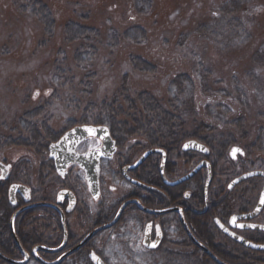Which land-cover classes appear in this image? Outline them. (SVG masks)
Returning a JSON list of instances; mask_svg holds the SVG:
<instances>
[{"label":"trees","instance_id":"trees-1","mask_svg":"<svg viewBox=\"0 0 264 264\" xmlns=\"http://www.w3.org/2000/svg\"><path fill=\"white\" fill-rule=\"evenodd\" d=\"M7 1L0 5L2 16ZM221 1L220 5L213 7L205 4L203 15L207 17L192 31L207 38L213 45L224 47L229 43L234 47L236 43L240 49V52L231 54L232 59L229 57L235 60L216 75L213 63L201 67L200 62L194 65L177 54V61L172 57L168 61L169 66H165L167 62L163 56L147 60L144 56L148 53L145 54L139 45L133 44L129 46L130 49L128 46L118 48L125 37L124 28H120L122 25L127 24L131 28L137 25L136 29L143 33L145 29L142 24L161 27L164 23L158 21L153 11L147 16L133 11L116 15L124 2L125 7L133 9L134 0H11L12 14H17L26 24L31 22L32 25L34 20L41 28L35 37L29 29L28 38L20 43L21 49L16 51L18 55H25L34 39L36 47L33 53L20 62L27 69V73L21 75L22 83L28 78L30 80L24 86L20 101L22 114L12 113L8 123L1 119L0 150L10 146L28 148L45 164L48 161L47 148L51 143L76 125L92 124L107 126L122 149L127 148L128 151L132 148L133 155L148 148H161L168 155L174 154L181 142L203 134L226 135L228 138L222 143L255 144L248 149L264 151V75L253 74L257 68L264 69V13L254 16L252 20L256 34L252 40L254 33L242 25L243 15L249 12V8L243 11L245 3L242 4V0ZM256 2L264 6V0ZM220 20L225 23L218 30L209 28V25ZM55 25L61 32L60 39L55 35ZM220 36L224 41H215ZM8 37L9 40H6L12 41L13 46L17 41L15 34L10 32ZM246 38L252 41L246 45L244 41H239ZM53 41H56L54 47L48 51L44 49ZM103 45L105 48L115 47L118 54L100 53ZM10 49L6 44L0 46V62L10 57ZM204 49L208 51L207 47ZM103 51L107 52L105 49ZM37 55L43 56L41 73L46 72L45 75L36 72L37 61L28 64L29 58H36ZM112 56L113 63L109 60ZM236 59L240 61L236 62ZM111 64V70L114 73L117 71L116 78L108 71ZM131 68L134 72L139 71L146 89H137L138 84L131 81V77H137V74L130 76ZM126 71L129 73L125 74ZM144 79L149 83L146 84ZM112 80H116L114 91L108 87L101 96L96 94L93 86L102 83L103 86L109 85ZM189 80L198 89L201 99L212 100L211 105L196 103ZM160 84H165L167 90L174 87V93L161 94L158 89ZM17 93L21 94V91ZM261 106L263 110L258 112ZM252 107H256L254 114L262 122L254 126L245 119V113L253 111ZM253 133L256 136L247 137ZM25 164L28 165L27 162ZM42 173L51 175L46 169ZM6 189L0 185V251L7 258L17 261L22 259V255L10 232L9 220L13 209L8 204ZM42 210L50 215L48 208ZM34 212L27 211L16 220L15 234L21 247L28 253L36 245L57 247L62 240L59 227L50 236V228L40 223L41 234H37L35 226L38 221L34 218ZM79 241L70 242L68 248ZM165 254L167 259L177 263V253L169 248ZM39 255L45 260L55 258V255L42 252ZM188 256L191 258V255Z\"/></svg>","mask_w":264,"mask_h":264},{"label":"flooded vegetation","instance_id":"flooded-vegetation-1","mask_svg":"<svg viewBox=\"0 0 264 264\" xmlns=\"http://www.w3.org/2000/svg\"><path fill=\"white\" fill-rule=\"evenodd\" d=\"M226 138H228L226 135L215 134L191 136L181 142L176 152L170 155L161 148H148L133 155L132 148L128 151L127 148L122 149L115 141L116 150L112 157L99 161V195L96 199L89 191L87 175L83 168L70 165L60 175L57 174L54 161L49 158L45 164L37 160L35 186L26 177L24 160H18L21 158L17 157L19 162L16 163L2 161L4 165L9 166V172L7 178L2 180L0 171V185L7 188L8 203V191L12 184H20L30 190L28 203H25L24 196L20 194H16L15 205L9 203L13 209L12 216L21 208L39 203L57 205L62 211L65 227L62 225L60 213L49 207L24 210L13 222L15 226L20 215L30 210L35 211L34 218L50 228V236L59 227L62 240L57 247L63 243L65 229L66 244L63 250L53 259L45 260L42 257L47 263L56 261L73 248H68V245L76 238L72 230L77 231L78 224V231L82 228L80 223L86 222L87 225L84 228V235L79 239L81 242L94 230L109 225L124 203L135 201L143 208L155 212L170 209L173 211L149 214L135 202L129 203L122 209L113 225L95 233L79 250H84L86 259L91 264L89 256L92 252L105 262L94 249L91 239H99L104 233L118 229L128 221L137 223L134 246L146 254L169 252L170 248L177 253L179 264H184L183 261L190 258L188 255H191L193 264H264V151L248 149L250 145L255 144L222 143ZM191 141L198 143L202 147L201 150L184 151V144ZM102 146L101 140L89 139L77 151L85 153ZM235 147L239 151L233 155L232 149ZM150 150H161L163 154H150L141 164L131 168ZM164 158L163 174L166 182L160 171ZM43 169L48 170L51 175L43 174ZM257 172L263 175L239 181L240 178ZM191 173L194 174L178 185L167 184L184 179ZM54 186L58 189L48 191ZM63 190L71 192L75 198L74 206L69 212L68 198H63L59 204L57 202V193ZM48 194H51L50 200ZM84 199L96 205V219L91 224H87L90 216L84 208ZM107 199H113L116 203L115 209L109 215H105L102 207H99ZM44 208L50 210V215L45 214L42 210ZM36 212L39 216H35Z\"/></svg>","mask_w":264,"mask_h":264},{"label":"rangeland","instance_id":"rangeland-1","mask_svg":"<svg viewBox=\"0 0 264 264\" xmlns=\"http://www.w3.org/2000/svg\"><path fill=\"white\" fill-rule=\"evenodd\" d=\"M120 1L122 2L124 0H120ZM154 1H159V2L156 3ZM229 1L231 2L236 0H229ZM3 2L4 0H0V5ZM241 2L242 4L245 3L243 7V11L249 8V12L247 13L248 15L246 13H244L243 15L245 17H243L242 19V25L245 26L244 28H247L249 32L254 33V35L251 37V39L254 40L256 34L255 31L253 30L255 24L254 22L252 23V20H254V16L261 15L262 13H264V6L256 2V0L255 1L242 0ZM207 3H209L210 6L213 7L214 5H220L222 1L221 0H134V4H133L134 8L133 9L131 8V10L125 7V2H124L123 5H121L120 9L118 8L116 15L118 16L121 14L124 15V13L126 12L133 11L135 13L137 12V14L140 16H147L151 14L150 11L151 12L153 11L156 14V16H158L157 17V19H159L158 21L164 23L161 27L157 26V24L156 25L142 24V26H144L145 29V32L143 31V33H141L140 30L136 29L138 28L137 25L132 28L127 24H124V26L122 25L120 28H124L125 37L124 40L120 42L118 48L120 47L125 48L127 46L129 47L133 44L135 46L139 45V47H142L145 54L148 53L146 54L147 56H144L147 58V60L151 59L150 61H152V59H156L163 56L164 57L163 60L167 62L165 66L166 65L169 66L168 61H170L172 57L173 59H176L175 61H177L178 58L177 54L182 56V58L184 57L183 59L181 58L182 60L191 61L194 63V65L200 62L201 67L204 64L213 63V65L215 66V74L219 75L221 72L220 70L223 69V67L225 66L227 67L229 63L235 60V59L230 60V58L231 59L233 58V55L231 54L240 52V49L236 47V43L234 44V47H232L231 44L229 43H227V45H225L224 47L222 46L220 47L218 44L213 45L212 43L208 42L207 38L205 37L202 38L196 35L194 32H192L194 31L195 27H197L198 24L200 25L201 23H204L203 21L207 16L206 14L203 15V9L205 4ZM209 4H207L208 7ZM11 7H12L11 0H8L5 14L3 16L0 14V18H1L0 46L6 44L11 48L10 57L6 58L3 63L0 62V121L3 120L2 122H4V120H6L5 121L6 123L9 122L8 118L12 116L11 115L12 113L16 112V114H22V110H20L21 107L20 101L23 97V90L25 89L24 86L30 80L28 78L25 83H22L21 80L23 76L21 75L26 74L27 69L24 68L23 64H21L20 62L24 61L26 57L28 56L30 57V54L33 53L36 47V43L34 42V39L31 42V47L28 53H26L25 55H23V53L18 55L19 52L16 53V51L21 49L20 43L22 41H26V38H28L29 29L32 31V33L34 32V37H35V35H37L36 33H38V31H40L39 29L41 28L35 24L34 20H33L34 23L32 25L31 22H28V24H26L24 20L18 18L17 14H12ZM223 23H225L224 20L223 21L220 20V22L217 21L214 24L209 25V28L217 29ZM55 26H56L54 30L55 35L57 36V38L60 39L61 32L60 30H57L58 29L57 25ZM83 31L86 32L85 30ZM188 31H190L188 35H185ZM10 32H13V34H15L17 40L13 46H12V41H7L9 40L8 36L10 35ZM213 37L214 36L212 35V38ZM251 39L246 38V39H241V40L238 39V40L244 41V44L245 43L247 44L249 41H252ZM217 40L224 41V38L223 36L222 37L220 36V38H215V41ZM57 42L59 43V41ZM54 45H56V41H53L44 49L48 51L52 47H54ZM206 47L208 49L207 52L204 49ZM102 49L107 50V52L101 50L100 53L103 52V54L105 53L113 54L116 52L115 47H111V46L109 48H105L103 45ZM112 58H109V60L113 63L114 56H112ZM124 58L125 55L122 57V59ZM34 60L37 61V65L35 67L36 72L41 73V70L43 69L42 66H44L42 62L43 56L37 55L36 58H29L28 64ZM236 60H237L236 62L240 61V59H236ZM111 67L112 64L108 67V71L111 72L110 75L113 74L114 77L116 78L117 77L116 75H118L116 73L117 71H115L114 73V71L111 70ZM132 68H131L132 74H130V76H134L137 74V77H131V79L133 78L131 81H135V83L138 84L136 85L137 87H139L137 89L140 90L146 89L145 88L146 85H142L143 79L141 78L139 71L135 70L134 72ZM227 70L228 69H225L224 71ZM124 73L128 74L129 72L126 71ZM41 74L45 75L46 72ZM253 74L264 75V69L257 68L256 71H253ZM115 81H113L112 84L109 83V85L106 84L103 86L104 83H102L99 86L97 85L93 86L95 87L94 90L96 94L101 96L102 94H104L105 90L108 87H110L111 90L114 91V89L116 88ZM144 82L146 84L149 83L147 79H144ZM188 83L190 90L192 91V87L194 89V97L198 105H202L204 103L206 105L212 104L211 99L208 98L205 99L203 97L201 99V97H199L198 94L199 91L191 80H189ZM132 86H135V84H133ZM166 87L167 86L165 84L159 85L158 89H160V91L162 92L161 94L166 95L167 92L169 94L174 93V87L168 90ZM18 90L21 91V94L17 93ZM255 108L252 107L253 111L245 113V119L247 123L253 126L257 123H262L259 119L256 118L254 114ZM262 110L263 107L261 106L259 107L258 112ZM249 136L250 138H253L256 135H254L253 133V134H249ZM24 151H27L28 153H25ZM17 157L21 158L18 160H24L25 162L28 163V165L25 166L26 177H28L27 179L30 181V183L33 186H35L34 178L36 179L37 177V172L35 170V167L38 163L37 160L39 157H37L32 150H29L28 148H24V147L10 146L0 150V162L7 160L8 162L16 163L19 162L17 160ZM52 189L57 190L58 188L54 186L53 188L51 187L48 191H51ZM48 196H50L49 198L50 200L51 194H48ZM105 201L106 202H104L99 207L100 208L102 207L103 210L102 212L105 215L107 214L109 215V213H111L115 209L116 203L115 200L113 199H107ZM83 202H84L83 204H85L84 208L86 209L87 214L90 216L88 218L87 224H91L96 219V214H97L96 205L95 203L90 202L88 199L87 200L84 199ZM37 215L38 213L36 212L35 216ZM37 223L38 224L34 226L36 228L37 234H41L40 233L41 231L39 229V225L41 222H37ZM80 226L85 228L87 226L86 222L80 223ZM133 227L136 230L135 232ZM84 228H81L80 231H75V229L72 230L73 234L76 236L75 240H73L74 242H77L84 235V231H85ZM137 229H138L137 223H135L134 221H128L125 224H123L120 228L108 231L104 233L101 238L91 239L90 242L91 243L93 242L92 245L94 249L98 252V254H100L103 257V259L105 260V264H179L167 259L165 254L166 251L146 254L138 247H135L134 235L137 232ZM87 242L85 244H87ZM0 253L3 255L1 251ZM3 262L5 261L0 259V264H6ZM183 262L184 264H193L190 258L188 260H184ZM25 264H39V263L34 259H29ZM61 264H91V263L86 259L85 252L84 250H82L73 255L66 257L61 262Z\"/></svg>","mask_w":264,"mask_h":264},{"label":"water","instance_id":"water-1","mask_svg":"<svg viewBox=\"0 0 264 264\" xmlns=\"http://www.w3.org/2000/svg\"><path fill=\"white\" fill-rule=\"evenodd\" d=\"M88 138H97V139L101 140L102 143H103V146L101 148L92 149V150H90V151H88L86 153H77L76 150L79 147V145L82 142H84L86 139H88ZM201 148L202 147L198 143L193 142V141L187 142L183 146V150L184 151L201 150ZM233 149H238V148L235 147ZM233 149H232V152H233ZM115 150H116L115 142L111 138L108 128L105 127V126H92V125H83V126L74 127L72 129H70L69 131H67L59 139V141H57L56 143L51 144L48 147L49 158L54 161L55 168H56L58 174L62 175L63 172L67 169V167L69 165H71V164H76V165L80 166L81 168H83L85 170L86 175H87V183H88L89 191L92 194L93 198H95V199L99 195V186H98V166H99V161L101 159L111 158L112 155L114 154ZM238 151H239V149H238ZM153 153H161V154H163V152L161 150H150V151L146 152L145 154H143V156L131 168H134V167L138 166L139 164H141L145 160V158L147 156H149L150 154H153ZM164 161H165V158L163 159V161L161 163L160 171H161V175H162L163 180L166 182L164 174H163ZM0 171L2 173L1 179L5 180L7 178V176H8L9 166L4 165L3 163L0 162ZM193 174L194 173H191L187 177H185L184 179L178 180V181L173 182V183H168L167 182V184H169L170 186L178 185L182 181L190 178ZM259 175H263V173H261V172L252 173V174H249V175H246V176L240 178L239 181L243 180V179H246V178H249V177L259 176ZM29 192H30L29 189H27L26 187H24V186H22L20 184H12L9 187V191H8V198H9L10 205H15V203H16L15 202L16 194L23 195L25 203H28L30 201ZM63 198H68L69 201H70V207L67 210L69 212L71 210V208L74 206L75 198H74V196H73V194L71 192H69V191H61V192H59V194L57 196V202L60 203ZM131 202H135V201H128V202L124 203L120 207L116 218L109 225H106V226H103L101 228H98V229L94 230L85 239H83L79 244H77L74 248H72L71 250H69L66 253H64L56 261L51 262V263H46L41 258H39L37 253L38 252H43V253H46V254H57L61 250H63V248H64V246L66 244L65 229H64V240H63V243L59 247L51 249V248H45V247H42V246H36V247H34L32 249L31 255L34 256L42 264H59L64 258H66L70 254H72L75 251H77L80 248H82L85 245V243L95 233H97L98 231H101V230L106 229L109 226L113 225L116 222V220L118 219L120 213L122 212V209L125 206H127L129 203H131ZM135 203L141 209H143L145 212H147L149 214H161V213H167V212L173 211V209H170V210H167L165 212L164 211L155 212V211L143 208L138 202H135ZM36 207H49V208H53V209L57 210L60 213V215H61L62 225H63V227H65L64 215L61 212V210L55 205L48 204V203H39V204H31V205H28V206H26L24 208L19 209L18 211H16L13 214V216L11 218L10 231H11V235L13 237V240L15 242V245L19 249L20 253L23 255V261H20V262L19 261H13V260L3 256L0 253V259L5 261L6 263H9V264H24L29 259V254L26 253L22 249V247H21V245H20V243H19V241H18V239H17V237L15 235L13 222H14L16 216L18 214H20L21 212H23L24 210L32 209V208H36ZM186 230H187V228H186ZM190 237H191V235H190ZM252 248L253 249H260L258 247H252ZM205 251L217 263H220L207 250H205ZM94 256L98 258L99 264H105L101 260V258L99 256H97L95 253L92 252L89 257H90V260H91V262L93 264H98L97 259L93 258ZM220 264H222V263H220Z\"/></svg>","mask_w":264,"mask_h":264},{"label":"snow or ice","instance_id":"snow-or-ice-1","mask_svg":"<svg viewBox=\"0 0 264 264\" xmlns=\"http://www.w3.org/2000/svg\"><path fill=\"white\" fill-rule=\"evenodd\" d=\"M187 147V146H186ZM204 151H207V149H203ZM238 151V149H233V155H235V153ZM94 259H97V261H98V264H99V260H98V258L97 257H93Z\"/></svg>","mask_w":264,"mask_h":264}]
</instances>
